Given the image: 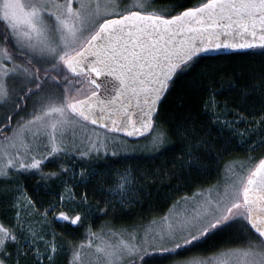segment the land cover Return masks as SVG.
<instances>
[{"label":"snow or ice","instance_id":"1","mask_svg":"<svg viewBox=\"0 0 264 264\" xmlns=\"http://www.w3.org/2000/svg\"><path fill=\"white\" fill-rule=\"evenodd\" d=\"M180 7L165 14L151 0L131 6L123 0H0V105L11 104L0 120V178L37 173L45 183H63L67 193L37 208L18 191L15 222H0V264H54L61 246L43 227L50 216L61 227L87 228L82 241L68 244V264H264V157L230 162L223 183L181 197L191 209L175 221L164 217L159 231L98 233L88 225V194L73 206L77 195L69 181L87 187L101 175L95 170L84 175L83 164L80 170L65 166L76 126L90 123L144 136L153 131V117L178 73L193 68L202 55L259 49L264 56V0H203ZM226 77L231 79L225 73L202 77L207 92L202 111L177 130L175 167L189 178L205 157L211 159L213 131L230 144L245 135L241 127L250 119L252 127L264 124V76L258 86L243 83V77L225 85ZM252 93H259L258 104ZM233 94L232 107L218 99ZM167 136L159 131L150 139L154 147L167 148ZM89 141L86 149L75 146L82 159L99 157L101 150L108 155L106 142ZM50 159L58 172L42 168ZM104 182L123 207L136 178L116 171ZM21 205L40 219L24 220ZM229 233L235 238L207 258L177 261L185 251Z\"/></svg>","mask_w":264,"mask_h":264},{"label":"trees","instance_id":"2","mask_svg":"<svg viewBox=\"0 0 264 264\" xmlns=\"http://www.w3.org/2000/svg\"><path fill=\"white\" fill-rule=\"evenodd\" d=\"M151 2L155 10L165 14H176L183 10L181 5L194 7L203 0H151ZM260 53L261 50L256 49L220 56H201L193 68L187 72L178 73L159 107L152 133L143 139L131 141L103 130L137 146L145 145L146 140L153 133L165 131L168 133L167 148L161 146L150 156H143L144 154L132 153L130 150L124 152L122 147L108 143V155H104L101 150L99 157L82 159L76 152V148L71 147L69 157L64 161L66 167H69L70 170H80L81 164H83L84 175H88L93 170L101 173L100 176H95L90 180L87 187L73 186V181H69L68 185L77 195L73 206L80 203L79 196L81 194H88L87 208L89 210L86 211V215L88 216V225L93 231L99 233L103 230V233H108L109 229L112 231L133 230L152 218L166 215L167 211L181 197L192 196L194 192L215 184L224 166L230 162L246 161L250 157H264V147H260L261 141H264V135H262L264 124L257 123L255 127H252L250 125L253 122L250 119L241 127V132H244L245 135L236 137L230 144L227 143L226 136L218 137L213 131L212 143L215 147L211 150V159L205 157L199 171H193L190 178L187 171H180L175 167L181 145V137L177 134V130L186 126V121L190 118L199 117L202 111V99L207 95L202 77L206 78L209 73H225L231 77V79L227 77L224 79L225 85L243 77V83L258 86L259 78L264 76V56ZM252 96V103L258 104L259 93H252ZM218 99L229 107H232L235 102L234 94ZM15 119L14 116L13 120L15 121ZM89 143L88 145L82 143V146L79 147L86 149ZM254 148L255 150H253ZM113 151L116 152L115 156L111 155ZM73 155L75 159L72 158ZM52 159L42 165L45 172L59 171V165L53 164ZM125 170L136 178V184L129 199L125 201V206L122 207L119 197H111L108 194L111 185L104 181L116 171ZM20 190H24L31 197L37 208H40L41 205L47 207L49 202L55 203L59 199V195L66 193L63 183L52 181L45 183L37 173H24L10 175L9 178H0V222L6 224L10 221L15 222L16 209L12 207V204ZM109 200L113 202L107 203ZM103 208H107L108 211H103ZM37 217L39 218L38 215ZM48 221L50 224L49 235L55 234L56 243L61 246L54 264H68L71 259L68 244L82 241L87 234V228L75 231L73 228L61 227L60 223L55 222L51 216ZM235 236L236 233L225 234L205 247L185 251L184 255L177 259L211 254L216 246L228 243ZM171 262L164 261V264Z\"/></svg>","mask_w":264,"mask_h":264},{"label":"rangeland","instance_id":"3","mask_svg":"<svg viewBox=\"0 0 264 264\" xmlns=\"http://www.w3.org/2000/svg\"><path fill=\"white\" fill-rule=\"evenodd\" d=\"M136 2L142 3L143 0H123L124 5H127V6H131V4L136 3ZM13 98H15V97H13ZM10 110H11V104L0 105V120H3L8 115ZM69 136L70 137L72 136L71 131L69 133ZM113 137H115L116 139L113 140L112 139ZM89 138L91 139V141L99 140L101 142H106L107 144L112 143L116 146L122 147V151H124V152H127L128 150H130L132 153L144 154L143 156H150L153 151H158L161 147V146L160 147H154L150 138H148L146 140L145 145L139 144L137 146V145H134L133 143H131V142H129L123 138L108 134L107 132H105V131H103V130H101V129L93 126V125H90V124H87L83 127L76 126L74 128L73 143L75 146H78V147L82 146V143L88 145V143L90 142ZM75 146H70V147L76 148ZM233 162H237V161H233ZM227 165H225L224 168L222 169V171L219 175L218 181L215 184H211V186L216 185L218 182L219 183L224 182L225 175H226L225 174V167ZM211 186H209V187H211ZM209 187H206L205 189H207ZM65 194L64 195L67 196V193H65ZM191 207H192L191 203H185L183 200L179 199V203H175L170 208L171 211L170 210L167 211L166 215L159 217V218H152V219L146 221L145 223H143L142 225L135 227L134 229L138 230L141 234L144 232V230H152L153 232L159 231L160 229H162L165 226L166 222L163 219L164 217H168L169 220L175 221L176 219H179L181 215L186 214L191 209ZM21 211H22V218L24 220L31 219L33 221V223H35L36 221L39 220L37 215H33V216L29 217L26 214L27 210L24 209L23 205H21ZM48 223H49V221L44 223L43 227H44L45 231L49 234L50 224H48ZM37 227H39V225H37ZM129 231H131V230H129ZM212 254L213 253L205 255V256L193 255V256H189L185 259L184 258L183 259H177V261H186V260H191L193 258L205 259ZM170 264H176V261H172Z\"/></svg>","mask_w":264,"mask_h":264},{"label":"water","instance_id":"4","mask_svg":"<svg viewBox=\"0 0 264 264\" xmlns=\"http://www.w3.org/2000/svg\"><path fill=\"white\" fill-rule=\"evenodd\" d=\"M249 51H251V50H249ZM247 52H248V51H247ZM231 53H236V52H219V53L214 52V53H211V54H205V55H202V56H220V55H226V54H231ZM165 96H166V95H165ZM164 98H165V97H164ZM164 98H163V99H164ZM163 99H162V101H163ZM162 101L160 102V105H161ZM160 105H159V107H160ZM157 113H158V112H157ZM156 115H157V114H156ZM156 115L153 117V120L155 119ZM89 124H90V123H89ZM90 125H92V124H90ZM93 126L99 128V129H102V130H105V131L111 132V131H109V130L106 129V128H102V127H99V126H97V125H93ZM153 128H154V126H153ZM111 133H114V134L120 135V136H122V137H124V138H127V139L131 140V141H136V140H140V139H143V138L147 137V136L150 135L152 132H147V133H145L144 136H135V137H128V136H127L125 133H123V132H119V133L111 132Z\"/></svg>","mask_w":264,"mask_h":264}]
</instances>
